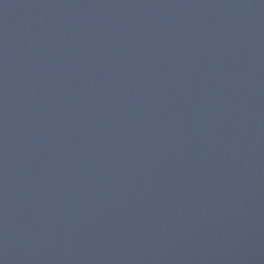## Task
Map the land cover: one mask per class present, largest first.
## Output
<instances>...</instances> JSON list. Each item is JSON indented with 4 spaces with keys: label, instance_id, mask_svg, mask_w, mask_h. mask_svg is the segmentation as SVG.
<instances>
[{
    "label": "water",
    "instance_id": "95a60500",
    "mask_svg": "<svg viewBox=\"0 0 264 264\" xmlns=\"http://www.w3.org/2000/svg\"><path fill=\"white\" fill-rule=\"evenodd\" d=\"M0 264H264V0H0Z\"/></svg>",
    "mask_w": 264,
    "mask_h": 264
}]
</instances>
